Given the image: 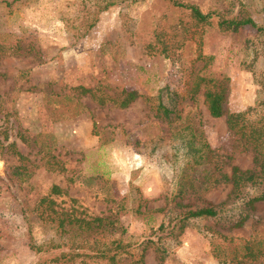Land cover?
<instances>
[{
  "label": "rangeland",
  "instance_id": "374dc122",
  "mask_svg": "<svg viewBox=\"0 0 264 264\" xmlns=\"http://www.w3.org/2000/svg\"><path fill=\"white\" fill-rule=\"evenodd\" d=\"M185 1L264 18V0ZM197 73L225 79L226 113L212 116L200 91L183 99L180 119L157 117L159 90L190 89ZM82 86L140 96L127 107L102 104ZM263 100L264 37L250 26L222 30L171 0H0V264H32L31 243L55 235L37 207L47 196L57 208L76 199L132 241L118 264H264V200L231 227L241 205L222 179L233 165L256 166L227 112ZM195 136L205 159L188 152ZM53 185L65 193L51 194ZM207 201L225 202L217 217L189 219L170 236L159 230L178 203Z\"/></svg>",
  "mask_w": 264,
  "mask_h": 264
},
{
  "label": "trees",
  "instance_id": "16d2710c",
  "mask_svg": "<svg viewBox=\"0 0 264 264\" xmlns=\"http://www.w3.org/2000/svg\"><path fill=\"white\" fill-rule=\"evenodd\" d=\"M171 1L174 6L188 11L195 21L214 24L222 30L234 32L244 31L250 26L254 29L256 37H264V18L257 20L247 13L227 16L215 10H205L200 5L185 0ZM204 83L206 87L202 89ZM171 89L166 84L159 90L158 102L154 107L156 116L166 119L167 122L180 119L183 99L188 96L193 98L200 91L204 94L212 116L220 117L226 113L228 87L225 79L212 80L197 73L190 89L184 91L180 89L171 91ZM81 92L91 95L99 103L104 104L107 100H112L120 107H127L140 96L135 89H123L119 97L108 95L107 98L103 94L99 95L94 88L82 86ZM227 124L237 140L246 148L253 150L256 165L248 169L233 165L229 174H222V179L231 183V197L241 205L231 227H240L251 217L256 202L264 200V100L243 111L227 112ZM186 142L189 154L193 153L205 159L206 153L202 145H199L196 136L188 138ZM253 190L259 192L255 194ZM50 193L58 195L65 193V190L59 185H53ZM75 201L76 199L71 198L72 204L69 207L57 208L54 198L50 196L41 198L37 207L43 217L47 215L50 222L55 224L56 233L47 242L31 243V248L37 254V259L32 264H91L92 262L101 264L103 260L108 264H118L120 256L131 253V248L135 246L132 241L117 236L113 224L106 217L86 213L85 209L74 205ZM224 205L225 202L211 201L202 205L178 203L180 209L177 210L174 219L167 225L162 223L159 230H163L165 236H170L175 228L184 226L189 219L217 217ZM146 247L147 244L144 245L143 251ZM244 247L245 256L253 254L252 245L245 243ZM157 250L161 253V258H164L166 249L158 245ZM139 262L141 259H135L128 264Z\"/></svg>",
  "mask_w": 264,
  "mask_h": 264
}]
</instances>
